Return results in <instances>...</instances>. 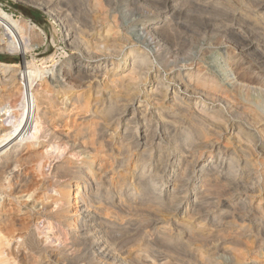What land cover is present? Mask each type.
<instances>
[{
	"label": "bare ground",
	"instance_id": "obj_1",
	"mask_svg": "<svg viewBox=\"0 0 264 264\" xmlns=\"http://www.w3.org/2000/svg\"><path fill=\"white\" fill-rule=\"evenodd\" d=\"M37 1H40L41 6L61 24L68 43L71 46L76 45L88 59L83 57L69 59L60 67L52 69L40 64L39 66L34 62H24L21 63L22 65L0 62V195L4 194L3 201L0 202V264H169V259L167 261V257L161 256L158 246L166 248L167 245H173V248H169L174 254L193 241H199L206 246L215 239L212 236L216 238L230 236L232 242L229 241L232 244L235 243L234 247L242 246L240 243L246 241L245 236L250 235L246 231L252 233L253 228L249 226L246 227V231L242 230L245 228L239 230L240 226L236 217H241L250 211L257 214L253 216L256 217L254 232L260 243L256 248L261 250L264 242V202L260 197V201H256L258 204L256 203L253 207L254 205L249 203L252 201H247L246 198L238 199L240 196L237 195L240 189H247L253 198L262 196L264 191V180L260 177L261 169L252 165L254 160L250 158L255 153V147L254 153L250 151L251 138L247 137L249 140L247 146L242 144L243 147L240 149L242 155H238L236 151L226 150L225 145L223 147L217 143L219 138L224 134L239 136L245 133L240 127L237 129L239 134L235 132L237 126H229L223 110L216 106H209L203 95L197 91L199 88L195 89L183 77H176L175 73L176 79L171 77L168 81L161 80V74L157 72L150 74V52H139L133 48L124 54L122 64L111 70L108 69L109 63L105 54L100 52L108 50L105 52L106 55L114 53L119 56L122 54L123 43L127 41H118L113 36V28L103 33L101 22L95 19L96 15L93 14L95 18L92 17L93 9L91 8L88 9L86 24L83 27L82 24L80 26L77 22L74 23L76 20L72 21L74 25L71 21V23L68 22L71 25L69 26L65 24V21L72 20L73 17L69 11L73 8L71 5L69 10L70 7L64 6L67 0L65 2L64 0ZM134 1H138L139 4L141 0ZM181 1L168 0L162 10L164 12L157 15L154 20L149 18L150 21L144 23L139 29L141 36L154 47L155 53L160 52L158 47L160 44L157 42L159 44L157 46L155 43L157 34L161 35L166 28L169 30V20L170 23L172 22L169 15L172 10L180 6L182 2L183 5L187 3L185 0ZM194 1L200 7L207 9H212L210 6L214 8L216 3L215 0H192ZM71 2L69 3L72 4ZM190 2L189 0L188 3ZM143 3L146 2L143 1ZM196 3L193 4L196 5ZM198 5L196 7H199ZM175 11L173 12L176 13ZM177 13L179 14L180 11ZM113 16H115L114 13ZM30 35L27 27L0 8L1 51L21 54L25 58L28 52L35 51L40 44L36 41L32 43ZM166 35L168 37L170 34L167 32ZM235 59L236 56L228 53L226 64L221 68L228 80L231 93L234 97L247 102L258 117H263L264 107L261 104V97L250 92V88L256 83L254 81L251 85L250 75L247 78L241 64L234 63ZM114 64L115 62H112V65ZM103 76L105 78L101 79ZM148 79L155 80L156 84L149 83L147 88H143L141 85ZM41 82L45 87H40ZM207 85L208 89H211L210 92L217 91L215 82H208ZM91 89L94 93L92 99L90 98L92 94L90 95V92L88 94ZM171 93L172 95L169 96ZM222 93L225 92H219V96ZM60 94H63L62 97L65 98L60 99ZM171 107L174 109L171 110ZM242 107L245 108V105ZM127 115H132L128 121L127 118L125 119ZM152 115L158 119L157 122L151 121ZM132 119L136 121L132 122ZM138 119L140 122L137 121ZM256 121L261 123L262 120L260 121L259 118ZM131 123H134V126H131ZM111 127L114 128L112 134L109 133ZM40 130L42 133L38 136ZM235 133L237 135H234ZM214 136L218 139H214ZM46 137L54 148H60L62 146L60 142L70 147L72 152L81 146L83 149H80L90 152L91 156L81 162L62 159L63 161L52 165L50 174L49 172L46 174L44 169L49 158H46L44 151L47 147H42L45 148L44 151L38 147L35 149V143L27 141L29 138L45 139ZM209 137L210 139L207 140ZM56 141H60L59 144ZM198 147L209 148L208 156L207 152L197 154ZM155 148L158 152H155L156 155L153 152ZM168 148L171 150L164 151ZM116 152L121 157L118 163L122 173L117 175L116 172L115 176L109 174L111 176L104 180L102 174L104 170L112 166L111 161L115 160ZM137 153L142 157L140 162H144L142 164L144 166L139 174L136 172L137 181L132 182L130 179L131 182H129L127 180L129 174L131 175L129 162ZM154 157L156 162L155 160L152 162ZM109 161L110 164H108ZM164 176H167L166 180L163 179ZM195 177L198 178L194 182L196 191L191 193L189 188ZM111 182L119 183L116 187L119 188V191L116 189L119 193L118 200H115L110 192L103 190L106 184ZM134 183L139 186L138 190ZM39 184L45 189L56 192L53 202L58 204L57 208L54 210L44 206L42 208L26 206L22 211L16 195L29 192ZM222 195H226L230 202L219 199ZM214 199H217L216 208L219 207L218 210L224 211L221 216H212L213 208L209 207V204L213 203ZM113 207L119 208L120 211L132 210V213L140 208L143 212L144 208L151 209L154 215H157L153 218V213L148 212L152 214V220H150L154 224L153 229L145 232L143 226L144 232L138 230L140 233L138 231V234L134 233L136 238L133 233H129L130 230H126V223L121 224L124 220L115 219L120 222V224L116 223L119 226L115 227V224L108 223L103 217V214H107ZM117 210L114 209L115 217H117ZM133 210L136 211L133 212ZM172 212L178 215L177 219L181 217L183 220L180 224L184 226L185 236L182 238H177V234L170 226L160 224L168 222L167 219L164 220V213ZM187 216L189 219H194L195 225L192 226L190 224L193 222L185 220ZM118 217L123 218L120 214ZM136 219L140 220H137L138 222L143 221L140 218ZM46 222L56 226L60 234L64 228H67V232L64 233V242L57 247L51 246L53 243L47 244V240L41 237L42 232V234L47 232L44 233V228L41 230L40 225L41 223L45 225ZM158 223L162 226L159 227ZM136 224L134 226L138 228L139 225L136 226ZM128 236L131 237L129 238L131 241H125ZM138 238L141 239L140 242L136 241ZM132 247L137 249L133 250ZM169 248L167 252H170ZM158 250L160 255L155 254ZM243 250L234 253L230 251L231 253L223 256L231 263L239 264L245 256ZM223 252L227 253L226 250ZM212 255H207L208 262L213 260Z\"/></svg>",
	"mask_w": 264,
	"mask_h": 264
},
{
	"label": "rangeland",
	"instance_id": "obj_2",
	"mask_svg": "<svg viewBox=\"0 0 264 264\" xmlns=\"http://www.w3.org/2000/svg\"><path fill=\"white\" fill-rule=\"evenodd\" d=\"M65 1L66 0H64V2ZM85 1H86V3H85ZM143 1L146 2L147 4L143 3ZM167 1L168 0H164V1H162V0H154V1L153 0H141V1H139V4H138V1L135 2L134 0H69V1L67 0L66 1L67 3L65 2L64 6L70 7V8H68L70 10L71 5H72L73 9H71L69 12L73 18H72V20L71 19L66 20L65 24L69 25L68 22H70V21L74 22V20H76L74 23L77 22V25L80 24V26L82 24V27H83L84 24H86V20H87V16H88L87 13L89 11L88 9L91 8V9H93L92 17H94V15H96V18L95 17L94 18L101 22V27H102L103 33H106V31L108 29L113 28V31H112V33H114L113 36H115L118 41L119 40L120 41L123 40L124 42L127 41V42L123 43V46H122L123 49H121L122 54L119 56L115 55L114 53L106 55L105 52H108V50H106L105 52H100L101 54H103V53L105 54V58L109 63L108 69L111 70L115 66L122 64L124 54H126V52L128 53L133 48L135 50H138L139 52L140 51L141 52H144V51L150 52L149 53V56H151V66H150L151 68H149L150 74L157 72V73L161 74L160 79L161 80L164 79L166 81L170 80L171 77H172V79H176V77L181 76L185 79V81L187 83L192 85V87H194L195 89L199 88V89H197V91L203 95V98L206 100V103L209 106H216V107H219L220 109H222L223 114L225 115V117L229 121V122L227 121L229 126H231V125L235 126V127L237 126L235 132L238 133L237 129L240 127L242 129L243 133H245V134L240 133L242 135H239V136L242 139L237 135V133L234 134L237 136H233V135L230 136V134H224L223 135L224 137L222 136L221 138H219V140H217V143L223 145V147L225 145L226 150H229L230 152L236 151L238 153V155H242V153L240 152L241 147H243L245 145L247 146V144H249V142H248L249 140L247 137L251 138L250 141H252V142L250 143V146H251L250 151L253 152L254 147H255L254 152L256 153L255 154L253 152L254 154H252V156L250 157L254 160V162L252 160V162L254 163V164L252 163V165H255L257 168L261 169V176L260 177H261V179L264 180V128H263L264 127V116L258 117L257 113H254L251 110V107L249 106V104L247 102H245L239 98H236V97H234V95H232L228 80H226V77L223 74V71L221 70V68L226 64L225 61H226L228 53H231L234 56H236L234 63H236L238 65L241 64L240 66L243 68V70H245L247 78L250 75L249 79L252 82L251 85L256 83L250 88V92L252 94H254L255 96L258 95L261 97V99H262L261 104L264 107V100H263V98H264V86H263L264 85V14H262V13H264V0H215L216 3L214 5V8H213V6H210L212 9H210V8L207 9L206 7H204V8L200 7L195 1L192 2V0H190L191 1L190 3H188L189 0L188 1L185 0V3L187 2L188 4L184 3L185 5H183L182 1H184V0H182L181 1L182 4H179L182 7L181 9L178 8V7H180V6H178L175 9L177 11L172 10L173 14L172 13L170 15L167 14V15L171 16L173 19L171 17H169L172 21L170 23V20H169V26H168L169 30H167V28H166L164 31L161 32V35L157 34V37L155 39V43L158 42L160 44L159 45L157 43V46L159 45L158 47H160V52L155 53L154 47L149 45V42H147V40H145L141 36L139 29L142 27V25L144 23L149 22L150 19L151 20L156 19L157 15L161 14V12H164L162 10L167 5ZM217 1H218V3H217ZM69 2H71L72 4H70ZM152 2L153 3L155 2V3L150 5L149 3H152ZM159 2H161V4ZM164 2H165V4H162ZM94 3H96V4H94ZM97 3H98V5H97ZM130 3H132V4H130ZM191 3H192V5H191ZM193 3H196V5ZM66 4H68V5L66 6ZM95 5H96V7H95ZM197 5L200 8L196 7ZM219 7H220V9H219ZM0 8L4 9L7 13L11 14L14 17V19L20 21L22 25L27 27L28 34L29 35L31 34L30 36H31V42L32 43H33V41H34V43H35V41H36V43L40 42L39 46L36 47L35 51L33 50L31 52H28L26 54L25 58H23L21 54H14V53H10L7 51H1L0 50V56L2 57V59H0V62L10 63V64L11 63H19L20 65H22L24 62L25 63L26 62H31V63L34 62L37 65L40 64L41 66H45L48 69H52L55 67H60L61 65L65 64L66 61L69 59L75 60L79 57H83L84 59H88L86 54H84L78 47H76V45L71 46L68 43V41L66 40L64 30H63L62 26H60L61 24L50 13H48V11H46L41 6L40 1H37V0H0ZM202 8L205 10H203ZM206 9L208 11H206ZM34 10H36L38 12H34ZM72 10H73V12H72ZM173 11H175L176 13H174ZM178 11H180L179 14L177 13ZM204 11H206V12H204ZM113 13L115 16H113ZM84 14H85V16H84ZM81 20H82V22H81ZM78 21H79V23H78ZM73 22L71 23L72 25H74ZM172 24H173V26H172ZM69 26H71V25H69ZM170 26H171V29H170ZM172 27H174V29ZM172 30H174V31H172ZM171 31H172V33H171ZM163 32L165 34H163ZM167 32L171 36L168 35V37H167V35H166ZM166 38H168V40H166ZM152 49H153V51H152ZM115 56H116V58H115ZM41 59L43 61H45V63L43 61H40ZM112 62H115V64L112 65ZM42 63H44V64L42 65ZM249 69H251V70H249ZM249 72H250V74H249ZM174 73L176 74V77H174L175 76ZM197 73H199V74H197ZM104 78H105L104 76L101 77V79H104ZM208 78H209V81H208ZM208 82L209 83L215 82L216 83L215 89H217V91L212 90V92H210L211 89H208V85H207ZM41 83H42L41 86L40 85H37V86H40L41 88L45 87L44 83L43 82H41ZM149 83L151 85L156 84L155 80L148 79L147 82H145V84H143L141 86L143 88H147L149 86L148 85ZM257 84H259V85L257 86ZM217 85H219V86H217ZM40 87H38V88L40 89ZM217 87H220V88H217ZM202 89H205V91L204 90L202 91ZM221 90L223 92H225L224 94L222 93V95H221V96H224L223 97L224 99L221 96H219L221 94V93L219 94V92H222ZM89 92H90V95L92 94L90 96V98L92 99L94 96L92 89L88 91V94H89ZM207 93L209 95H207ZM212 93H213V95H212ZM122 94H124V93H122ZM170 95H172V93L169 94V96ZM62 96H63V94H60L59 98L64 99L65 97H62ZM219 97H221V98H219ZM229 97H231V98L233 97L234 100H233V98L231 99ZM219 99H221V100H219ZM193 103H194V101H193ZM235 103H237L238 105ZM242 105H245V108L242 107ZM238 106L240 108H237ZM235 108L239 112L235 111L236 110ZM241 108L242 109L244 108L243 113H241V111H242ZM170 109L173 110L174 107H171ZM249 109L252 112L249 111ZM247 110H248V114H246ZM252 113H253V115H252ZM129 115H127L125 117V119L127 118V121L131 119L130 117L132 115L131 116H129ZM128 116H129V118H128ZM155 118H156L155 115H152L151 121L157 122L158 119L157 118L155 119ZM256 118H258V119L260 118V121L262 120L261 121L262 124L260 122H259L260 123L259 124L258 121H256V120H258ZM62 121H64V119H62ZM134 121H136V120L132 119V122H134ZM137 121L140 122L139 119ZM234 123H235V125H234ZM152 124H154V123H152ZM130 125L134 126V123H131ZM113 130H114V128L111 127L109 129V133L111 132V134H112ZM41 133H42V130L39 131L38 136H40ZM116 134L118 135V132H116ZM245 136H246V138H245ZM209 139H210V137L207 138V140H209ZM214 139H218V138H215V136H214ZM243 139L244 140L247 139V140L244 142ZM47 140H48V137H46L45 139H43V138H29L27 140L29 143H32V142L35 143V149L41 148L44 151V149L47 147L44 151V155L46 156V158H49L47 165L48 166L50 165V166L47 167V165H46V167L44 169V172L46 174L48 172H49L48 174L51 173V170L53 168L52 165H54L57 162H60L63 160H69V159L72 161L74 160L75 162H81L83 159H87L91 156L90 152H88L86 150H81V149H83L81 146H78L77 149H75V151H74L75 153H74L70 150V147L65 146L60 141H56V142H58V144L60 142V144L62 146H60V148H54L50 145V142ZM236 140L240 143H238ZM241 141H243V143ZM242 144H243V146H242ZM42 145H44V146H42ZM42 147H45V148L43 149ZM50 147L53 149H51ZM237 148H239V149H237ZM252 148H253V150H252ZM57 149H60V150H57ZM156 149L157 148H155L153 151L154 155H156V153H158ZM204 149H202L201 147H198L196 150L197 151L196 153L199 154L200 152L201 153L207 152V156H208L210 149L209 148H204ZM46 150H48V151H46ZM170 150H171V148H168V149H165L164 151H170ZM256 150H258V151L256 152ZM262 151H263V153L261 154ZM45 152H46V154H45ZM68 152H70V153H68ZM47 153L48 154L50 153L49 154L50 156ZM116 154H117V152L115 153V156H114L115 160L111 161V159H109L112 163L111 164L112 166H110V168L108 167L106 170H104L105 172H103V174H102V177L104 180L107 179L111 175L115 176L116 172H117V175L120 172L122 173V170L119 169L120 168L119 163H120L121 157L118 154H117L118 155L117 156ZM65 156H66V158H65ZM134 156H133V159H131V161L129 162V171L131 172V175L129 174V177L127 178V180L129 182H131V180H132V182L137 181L136 172H138V174H139L140 171H142L143 166H144V165H142V164H144V162H140V159L142 157L138 153H137V155H134ZM58 157H61V158H58ZM155 159L156 158L154 157L152 162H154ZM255 159H257V160L255 161ZM137 160H138V162H137ZM110 161L108 164H110ZM131 162H132V164H131ZM155 162H156V160H155ZM25 165L27 167L26 163H25ZM255 166H253V167L256 168ZM27 168L30 169L29 166ZM31 170H33V168ZM31 170H30V172H32ZM109 174H111V175H109ZM131 177H133V178H131ZM163 179L166 180L167 176H164ZM197 179L198 178L195 177V179L190 184L189 191L191 193H194L196 191L195 186H194V182L197 181ZM5 185L7 186V182L5 183ZM118 185H119V183L117 184V182H115V183L111 182V183L106 184V186L104 187L103 190L104 191L107 190V192H110V194L113 195V198H115V200H118V198H119L118 194L119 193L117 192V190L119 191V188H116ZM134 186L138 190L139 186L137 185V183ZM34 188H32L29 192H21V193H18L16 195L18 205L20 206L19 208H21L22 211L25 210L24 208H26V206L27 207L28 206L33 207V208H35L37 206H40L38 208H42L44 206L48 209L53 208L54 210L57 208L58 204L53 202V196L56 195L55 191L45 189V187H43L40 184L38 186H35ZM114 191H115V193H114ZM247 191H248L247 189H244V190L240 189L239 191H237L238 192L237 195L240 196V198H238V199L246 198L247 201H252L249 203H251L252 206L254 205L253 207L256 206V203L259 202L260 199H262V202H264V193H263L264 191L262 192V196H256L254 198L252 197V194L249 193V191L248 192ZM2 197H4V194L0 195V202L3 201ZM250 198H252V199H250ZM219 199H221V200L224 199L223 201H227V203L230 202V200L228 199V197L226 195L220 196ZM248 199H250V200H248ZM216 200L217 199H214L213 203L211 202L209 204L210 205L209 207L213 208V209H211L212 216H214V215L215 216L216 215L221 216V213L224 214V211L218 210L219 207L216 208L217 207L216 206L217 204L215 202ZM209 207H208V209H210ZM114 209H115V211H116V209H118L117 210V217H115L116 212L114 211ZM144 209H145L144 212L142 211L143 209L140 208L139 210H141V211H139L137 209V211L133 210V212L136 211L135 213H132V210L126 209L127 211H125V210L120 211L119 208L113 207L111 209L113 212H111V210H109V212H107V214H109V215L103 214V217H105V219L107 220L108 223H111L112 225L115 224L114 225L115 227L118 224H120V222L116 221L115 219H117L119 221L120 220H124V221L126 220L127 221V219H129L128 220L129 222L128 221L127 222L122 221L121 224L123 223L125 225V223H126V225H127V226L125 225L126 230H128V231L130 230L131 232L129 231V233H131V234L132 233L133 234L134 233L135 234L140 233L138 230H140L142 232H144V231L150 232L151 229H153L152 227L154 225L151 221L152 217L156 218L154 216H157V215L156 214L154 215V211H151V209H149V210H148V208L147 209L144 208ZM146 210H148V211L145 213ZM118 211H120V213ZM129 211H131V212H129ZM121 212H123L122 215H121ZM142 212L145 213L146 215L143 214ZM148 212L153 213V216H152V214H149ZM254 213H256V212L250 211V212L246 213L245 215H242L241 217L240 216L236 217L237 223L239 222L238 226H240L239 230H241V228H245L242 230L246 231L247 230L246 227H249V226L253 228L252 233H249L246 231V233L250 234V235L245 236L246 241L244 240L243 242L240 243L245 249L242 246L234 247L235 243L234 244L230 243V241L232 242V240L230 239L232 237H230V236H228L226 238H223V237H220V238L217 237L216 238V236H212V237H215V239L214 240L212 239L211 242H209L208 245H206V246L201 244L199 241H193L192 243H190L188 245L190 247L185 246V248L186 247H188V248L187 249L182 248L183 250L179 249L174 254L171 252V249L169 248V247L173 248L174 247L173 245H171V246L167 245L166 248L164 246L162 248H160V246H158L159 248L157 247V249L160 250L162 257H164V258L167 257L166 258L167 261L169 259V261H168L169 264H208V263L209 264H237V263H231L223 255H226V254L231 253V252L232 253L239 252L240 250H241L240 252H242L243 249H244L243 252L245 251V253H244L245 256H243V258L240 261L241 263H239V264H264V242H263V245L261 246V248H262L261 250H258L257 249L258 247L256 248V246H258L260 243H258L259 241L256 238V232H254V230H255V226H254L255 224L254 223H255L256 217H253V216L257 215V214L255 215ZM118 214H120L121 217H123V218L125 217V218L120 219L118 217ZM109 216L110 217L112 216V217L109 218ZM146 216H147V218H146ZM107 217H108V219H107ZM141 217H143V218H141ZM163 217H164V220L167 219L166 221H168L169 223L168 222L160 223V220H159L160 224H162V225L165 224V225L173 228L175 234L178 235V236L176 235L177 238H182L183 236H185V234L183 233L185 231L184 226L182 224H180L183 221V220H181V217H179L180 220L177 219L178 215L175 214L174 212L169 213V214L164 213ZM136 218H140L143 221L138 222L140 220L136 219ZM238 218H240V219H238ZM185 220H188L189 222L194 221V219H191V218L189 219L188 216L186 217ZM130 221H132V222H130ZM133 221H135V223ZM252 221H254V222H252ZM178 222H179V225H181V226L178 225L179 227L177 226ZM116 223H118V224L116 225ZM159 223L157 225L159 227L162 226V225H159ZM132 224H133V226H132ZM135 224H136V226L139 225L138 228H135V226H134ZM140 224H142V226ZM148 225H150V226L148 227ZM190 225H192V226L195 225V222H193ZM143 226L145 227L144 231L142 229ZM238 226H236V227H238ZM40 227L42 228L41 230H43V228H44V233L47 232V233H45L46 235L42 234L43 232L41 233V237L42 238L44 237L43 239L47 240L46 241L47 244L49 243L51 245L53 243V245H51V246L57 247V246H59L58 244H61L64 242V240H65L64 239L65 238L64 233L67 232V230H66L67 228H64L62 230L63 234L61 233L62 234V236H61L60 232L58 231V228H56V226H54L51 222H46L45 225H43L41 223ZM133 227H134V230H133ZM139 228H141V229H139ZM137 231H138V233H137ZM47 234H49V235H47ZM47 236H48V238H47ZM135 237L137 238L136 235H135ZM129 238H131V237L128 236V239H125V241H131V239L129 240ZM132 238H134V237H132ZM62 239H63V241H62ZM139 240H141V239H139V238L136 239V241L140 242ZM243 243H245V245ZM131 244H132V242H131ZM132 248H133V250L137 249V247H132ZM167 248L170 249L169 250L170 252H167L168 251ZM225 248H227V249H225ZM159 250L155 254L160 255ZM224 250H226L227 253L223 252ZM163 251H164V253H163ZM208 254H211V255L214 254V256L212 255L213 260H209L211 263L206 260ZM169 255H171V256H169Z\"/></svg>",
	"mask_w": 264,
	"mask_h": 264
},
{
	"label": "trees",
	"instance_id": "obj_3",
	"mask_svg": "<svg viewBox=\"0 0 264 264\" xmlns=\"http://www.w3.org/2000/svg\"><path fill=\"white\" fill-rule=\"evenodd\" d=\"M34 12H38V11L34 10ZM0 59H2V57H1V56H0Z\"/></svg>",
	"mask_w": 264,
	"mask_h": 264
}]
</instances>
